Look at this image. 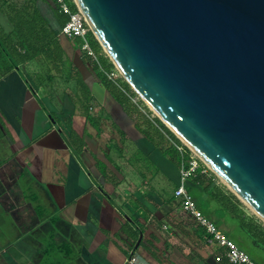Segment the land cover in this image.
Here are the masks:
<instances>
[{
	"label": "crops",
	"instance_id": "0c3cea01",
	"mask_svg": "<svg viewBox=\"0 0 264 264\" xmlns=\"http://www.w3.org/2000/svg\"><path fill=\"white\" fill-rule=\"evenodd\" d=\"M58 41L59 66L36 57L11 69L0 57V264H231L180 213L181 162L149 134L142 120L154 116L126 80L108 78L102 47L94 59L78 40ZM194 182L197 210L264 264L233 237L234 214Z\"/></svg>",
	"mask_w": 264,
	"mask_h": 264
},
{
	"label": "water",
	"instance_id": "95a60500",
	"mask_svg": "<svg viewBox=\"0 0 264 264\" xmlns=\"http://www.w3.org/2000/svg\"><path fill=\"white\" fill-rule=\"evenodd\" d=\"M73 2L145 105L264 222V0Z\"/></svg>",
	"mask_w": 264,
	"mask_h": 264
},
{
	"label": "trees",
	"instance_id": "16d2710c",
	"mask_svg": "<svg viewBox=\"0 0 264 264\" xmlns=\"http://www.w3.org/2000/svg\"><path fill=\"white\" fill-rule=\"evenodd\" d=\"M66 2L71 10L77 11V7L73 0H66ZM0 18H4L6 25L10 26V31L7 32L6 27H4L0 21V51L6 61H10L11 69L17 64L32 61L36 57L42 58L53 66L60 65L62 54L58 41V33L61 32L68 18L60 12L54 0H0ZM88 38L92 48L98 53L99 50H101V46L91 31L88 33ZM100 64L107 68L109 72L116 70L111 61L105 62L101 60ZM54 69L53 67L52 70L55 73ZM50 75L51 74H49V76ZM124 83H126L127 89L133 96L138 98L139 96L133 91L130 85L126 81H124ZM138 101L150 112L149 108L140 98H138ZM142 122L149 128V134L153 135L152 138H154L158 144H165V146L168 147L169 155L176 163L179 164L184 158L189 156L190 150L181 143L158 117L155 116L151 121L144 119ZM172 143L180 144V146L183 147V151H179ZM201 165H203V163H201ZM200 177L204 179L201 182L202 184L198 182L199 179H201ZM204 177L205 174H199L196 178L192 179V181L197 182L198 186L202 185L203 189H205L210 196L228 207L252 238L264 246V225L256 222L252 217H245L241 208L242 203L233 193L226 191L224 186L216 183L217 178L214 174L211 175V177ZM180 213L185 219L195 222L193 219L192 221L189 218L190 216L183 212L181 206ZM218 249L224 250L220 246H218ZM224 252L225 251L218 256L220 260L226 259Z\"/></svg>",
	"mask_w": 264,
	"mask_h": 264
},
{
	"label": "built area",
	"instance_id": "2783aa9c",
	"mask_svg": "<svg viewBox=\"0 0 264 264\" xmlns=\"http://www.w3.org/2000/svg\"><path fill=\"white\" fill-rule=\"evenodd\" d=\"M54 1L58 5L60 12L68 18L60 34L69 39L78 40L80 50L88 57L96 59L95 52L88 38V33L91 30L82 14L78 10H71L66 0ZM118 75L122 76L118 69H116L108 73V78L115 80ZM177 149L183 151V147L180 145L177 146ZM201 163L203 162L191 150L189 156L181 161L179 185L174 191V196L180 200L181 209L203 229L204 239L208 244H216L224 249V256L231 264H257L245 252L240 250L234 242L229 240L214 223L205 218L197 210L195 201L187 191L186 184L188 180L196 178L199 174H208L210 171L209 168L204 163L201 165ZM219 260L220 257H216V261ZM128 262L134 263L136 262V258L131 257Z\"/></svg>",
	"mask_w": 264,
	"mask_h": 264
},
{
	"label": "rangeland",
	"instance_id": "374dc122",
	"mask_svg": "<svg viewBox=\"0 0 264 264\" xmlns=\"http://www.w3.org/2000/svg\"><path fill=\"white\" fill-rule=\"evenodd\" d=\"M0 21H1V23L3 24V26L4 27H6V22H5V20H4V18H0ZM0 57H3V58H5L4 56H3V54H2V52L0 51ZM42 95V94H41ZM138 98H140V97H138ZM141 99V98H140ZM149 108V107H148ZM149 110H150V112L152 113V116H156L157 117V115L149 108ZM210 170V169H209ZM209 173H211V175H213L214 173L210 170L209 172H208V174ZM210 175V176H211ZM217 178V177H216ZM217 180V182H218V184L219 185H222V186H224V188L226 189V191H228V192H231L228 188H227V186H225L224 185V183L219 179V178H217L216 179ZM189 182H192V179H190V180H188L187 181V184L189 183ZM170 185L168 186V196H170L171 195V191H172V189H173V187H174V185H173V182H171V183H169ZM207 192V191H206ZM232 193V192H231ZM205 194H204V198H205ZM201 197H203V196H201ZM241 208H242V210H243V212H244V214H245V217L246 218H250V217H252L253 218V220H256V222H259V223H261L262 225H264V222H262L257 216H255L251 211H250V209L249 208H247L243 203H242V205H241ZM228 225H229V227L232 229V235H233V237H240L242 240V243H245V245L249 248L248 250L250 251V252H253L254 254H256V255H260V256H262V257H264V246H262L260 243H258V242H256L253 238H252V236L247 232V231H245L243 228H242V226H241V224H240V221L239 220H237V219H228ZM243 231H245L246 233H244ZM55 245V244H54Z\"/></svg>",
	"mask_w": 264,
	"mask_h": 264
}]
</instances>
